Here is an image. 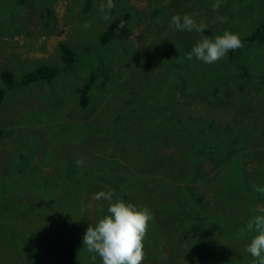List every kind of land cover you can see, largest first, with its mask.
<instances>
[{"label":"rangeland","instance_id":"374dc122","mask_svg":"<svg viewBox=\"0 0 264 264\" xmlns=\"http://www.w3.org/2000/svg\"><path fill=\"white\" fill-rule=\"evenodd\" d=\"M215 2L114 0L104 20L101 0H0V86L3 70L60 66L62 43L77 52L72 69L0 105V264H93L83 237L107 213L99 191L153 213L143 264H255L246 248L258 233L240 230L264 214V41L243 38L264 0ZM186 13L202 33L171 26ZM225 31L243 42L233 64L188 59ZM98 67L107 80L82 108L77 89ZM67 238L80 242L72 263Z\"/></svg>","mask_w":264,"mask_h":264},{"label":"clouds","instance_id":"9594fccd","mask_svg":"<svg viewBox=\"0 0 264 264\" xmlns=\"http://www.w3.org/2000/svg\"><path fill=\"white\" fill-rule=\"evenodd\" d=\"M213 9L221 7L220 0H216ZM115 8L114 0H101L98 12L102 19H111V10ZM220 22H227L226 17H217ZM171 26L178 31H193L202 33L207 27L204 23H197L190 14L173 15ZM85 29L90 27L89 23L83 25ZM119 27H124L120 23ZM243 47V42L237 33L225 31L222 35L214 38L204 37L198 41L188 59L193 56L206 64L215 63L226 57L227 53ZM178 48V46H177ZM179 50V49H178ZM77 163H81L77 161ZM255 191H264V188L256 187ZM97 201H107L109 206L107 213L95 224H90L83 237V245L90 253L93 264L97 256L102 264H143L146 257L144 241L147 238L153 213L147 207L137 208L132 203L123 199H115L112 191H99L95 194ZM102 208L103 205H100ZM264 213V208L260 209ZM241 234L255 231L251 242L247 245L246 251L254 258L255 264H264V214L255 215L247 221L246 227L242 228Z\"/></svg>","mask_w":264,"mask_h":264},{"label":"trees","instance_id":"16d2710c","mask_svg":"<svg viewBox=\"0 0 264 264\" xmlns=\"http://www.w3.org/2000/svg\"><path fill=\"white\" fill-rule=\"evenodd\" d=\"M19 2H22L23 0H18ZM127 15L125 16H119L115 18V20L111 24V28L109 30H105L101 34V40L102 43L106 44L111 39V29L119 28V24L125 21ZM246 41H264V19L257 24L255 29L245 36L243 38ZM60 60L61 65L60 66H47V65H41L38 67H35L34 69L25 72L22 74L19 78H16L11 70H3L1 72L2 76V82L3 85L0 86V105L2 104L4 98L6 97V93L8 90L14 88L15 86H25L32 83H36L38 81H45L50 82L54 80L58 75L61 73V71L70 70L74 67V64L77 59V52L76 50L69 46L66 43H62L60 45ZM239 52V49L232 50L228 52V59L229 62L233 64L235 61V58H237V54ZM236 69V68H235ZM237 73L238 71L244 73L245 72L236 69ZM243 78V83L240 84L241 86H244V82L250 81L253 79L251 75H249L247 78L243 75H240ZM247 76V75H246ZM108 77V71L105 68L98 67L97 69L91 70L82 84L78 87L77 93L79 96V104L82 108L87 107L89 103V94L90 91L93 88H102L105 85V82ZM100 86V87H99ZM230 200V199H229ZM228 201V199L226 200ZM231 201V200H230ZM236 204V203H235ZM239 204H236V207H238ZM80 249V242L79 240L75 238H67L65 243L62 247V255L64 256L65 260L68 263H72Z\"/></svg>","mask_w":264,"mask_h":264}]
</instances>
